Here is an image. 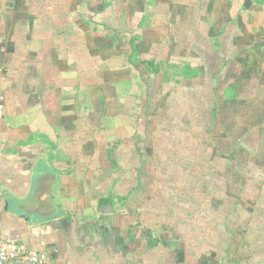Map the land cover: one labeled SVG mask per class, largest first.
<instances>
[{
  "label": "rangeland",
  "instance_id": "obj_1",
  "mask_svg": "<svg viewBox=\"0 0 264 264\" xmlns=\"http://www.w3.org/2000/svg\"><path fill=\"white\" fill-rule=\"evenodd\" d=\"M244 3L93 0L106 32L97 67L82 64L89 74L96 68L114 128L98 130L99 169L76 179L88 195H112L115 213L104 216L130 219L132 232L174 236L176 249L207 251L212 264H256L252 234L264 235V0ZM115 28L123 41L109 36ZM138 57L166 66L149 72ZM187 63L197 77L181 74ZM127 75L132 87L113 100L111 80Z\"/></svg>",
  "mask_w": 264,
  "mask_h": 264
},
{
  "label": "crops",
  "instance_id": "obj_2",
  "mask_svg": "<svg viewBox=\"0 0 264 264\" xmlns=\"http://www.w3.org/2000/svg\"><path fill=\"white\" fill-rule=\"evenodd\" d=\"M92 1L0 0V79L6 78L0 91L8 99L0 112V229L27 249L47 252L49 261L40 264H212L207 251L176 249L174 236L132 232L130 219L104 216L99 202L112 195H88L83 179H76L99 169L98 130L114 128L96 68L94 75L82 70L83 58L91 65L94 59L97 67L105 31L95 21ZM111 30L114 40L116 28ZM134 76L111 80L113 100L125 98L132 85L125 90L124 82ZM107 157L116 164L113 149ZM52 175H59L56 184L48 180ZM38 178L48 180L43 194L36 190ZM51 196L59 209L77 215L36 217L32 212L42 214V203ZM251 241L260 264L264 235L255 231ZM18 263L36 264L22 258Z\"/></svg>",
  "mask_w": 264,
  "mask_h": 264
},
{
  "label": "trees",
  "instance_id": "obj_3",
  "mask_svg": "<svg viewBox=\"0 0 264 264\" xmlns=\"http://www.w3.org/2000/svg\"><path fill=\"white\" fill-rule=\"evenodd\" d=\"M115 37L118 40L123 39V32H117L116 35L113 36V38H115ZM137 38L138 37L136 35H134L133 37L129 38L130 44H132V46H131L132 54H135V53L138 54L137 45H136ZM135 61L141 62L148 69L149 72H153V73H157L164 66H166L165 65L166 63L163 62V61H159V62H157V64H156V61L148 60V59H138V60H135ZM181 74L184 75L185 77H188V78H192V77L194 78V77H197L199 75V72L197 71L196 68H193L189 63H187L186 64V68L184 70H182ZM58 177H59V175H57V176H53L52 175V176H50L48 178V180L51 181V180L54 179L55 180L54 182L56 184V180L58 179ZM41 179L38 178V180L36 181L35 185H36V190L38 191V193L43 194V192L41 190V187H42L43 183H45V181L47 179L43 178L42 181H41ZM118 198L121 199V200H126V197H124V196H118ZM42 206H43V208H45V210H43L42 214H39V215L37 214L38 218L41 217L42 220L50 221L52 219H55L58 216H63V217H68L69 216L68 213H65L64 211L59 209V207L55 206L53 196H51L50 199L45 200L42 203Z\"/></svg>",
  "mask_w": 264,
  "mask_h": 264
},
{
  "label": "built area",
  "instance_id": "obj_4",
  "mask_svg": "<svg viewBox=\"0 0 264 264\" xmlns=\"http://www.w3.org/2000/svg\"><path fill=\"white\" fill-rule=\"evenodd\" d=\"M0 71L3 73L2 69ZM0 83L6 79L4 75L1 76ZM5 95L0 91V112L5 107ZM27 260L31 263H46L50 256L45 251L27 249L18 243L15 238L7 237L0 229V264H19L18 260Z\"/></svg>",
  "mask_w": 264,
  "mask_h": 264
},
{
  "label": "water",
  "instance_id": "obj_5",
  "mask_svg": "<svg viewBox=\"0 0 264 264\" xmlns=\"http://www.w3.org/2000/svg\"><path fill=\"white\" fill-rule=\"evenodd\" d=\"M252 2V0H246L245 7L250 8ZM99 210L103 213H113L114 205L112 197H103L99 202Z\"/></svg>",
  "mask_w": 264,
  "mask_h": 264
}]
</instances>
